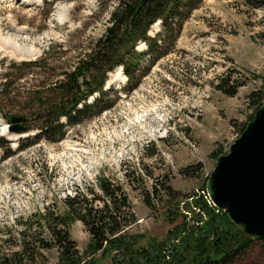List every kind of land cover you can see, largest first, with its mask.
<instances>
[{"label":"rangeland","instance_id":"374dc122","mask_svg":"<svg viewBox=\"0 0 264 264\" xmlns=\"http://www.w3.org/2000/svg\"><path fill=\"white\" fill-rule=\"evenodd\" d=\"M118 3L0 0V33L38 52L19 60L0 48V264H26L25 250L37 252L29 264H56V248L32 244L34 235L47 237L33 215L64 214L62 200L96 187L100 177L124 189L136 220L127 231L139 237L138 246L179 243L187 232L171 234L184 221L181 214L191 221L195 213L181 201L200 190L257 110L249 95L264 92V7L199 0L180 29L150 27L151 47H136L143 55L137 83L115 68L106 95L89 97L93 107L75 124L61 118L60 135L38 137L49 87L91 50ZM222 78L238 86L234 96L218 89L226 88ZM14 116L26 117L32 129L4 132ZM68 233L85 254L90 237L82 223H70ZM251 257L264 264V243ZM98 261L109 264L107 256Z\"/></svg>","mask_w":264,"mask_h":264},{"label":"trees","instance_id":"16d2710c","mask_svg":"<svg viewBox=\"0 0 264 264\" xmlns=\"http://www.w3.org/2000/svg\"><path fill=\"white\" fill-rule=\"evenodd\" d=\"M243 2L253 9L264 7V0ZM198 4L199 0H119L111 13L109 25L91 50L70 72L63 73L61 79L49 87L52 97L48 99L46 112L38 120L41 121L36 126L38 137L49 139L56 133L60 135L64 127L59 123L61 118L67 124H75L83 113L93 107L86 104L89 97L106 95V78L115 68L121 67L128 81L137 83L143 55L136 47L139 43L151 47L149 43L152 40L148 37L150 27L161 22L166 29H180ZM260 39L264 44V33ZM220 83L225 85V79L222 78ZM225 86H218L223 94L229 97L236 94L238 86ZM249 98L251 102L258 103V109L264 101V92L251 93ZM96 101L98 98L94 103ZM31 129L26 120L21 133ZM205 184L181 201L186 212L191 210L195 213L191 221L181 214L184 221L174 228L171 235L177 237L180 230V235L184 231L187 233L177 244L163 240L151 242L146 247L138 246L139 237L127 231L136 220L124 189L103 177L97 178L95 184L99 195L96 187L88 186L84 192L77 190L73 196H66L62 200L64 214L46 210L33 215L43 233L47 231V237L34 235L32 244L43 250L56 248V264H98V259L106 256L109 264H255L252 251L264 241L255 242L248 238L224 214L209 206L205 199ZM145 203L149 206L148 199ZM73 221H80L89 234L85 254L79 253L69 236V224ZM191 223L194 228L188 229ZM31 251L25 250L26 264H29L27 260L32 262L36 258L37 252L32 254ZM97 255L98 258H95ZM9 261L7 264H12L13 260ZM19 264L23 262L19 261Z\"/></svg>","mask_w":264,"mask_h":264},{"label":"water","instance_id":"95a60500","mask_svg":"<svg viewBox=\"0 0 264 264\" xmlns=\"http://www.w3.org/2000/svg\"><path fill=\"white\" fill-rule=\"evenodd\" d=\"M26 118L14 116L8 132L23 130ZM213 206L244 235L264 241V102L229 152L218 158L205 184Z\"/></svg>","mask_w":264,"mask_h":264},{"label":"bare ground","instance_id":"6f19581e","mask_svg":"<svg viewBox=\"0 0 264 264\" xmlns=\"http://www.w3.org/2000/svg\"><path fill=\"white\" fill-rule=\"evenodd\" d=\"M34 1V0H31ZM29 3V2H28ZM5 36L2 35V33H0V48L8 51L11 53V55L15 58V59H19V60H30L34 57L37 56L38 52L34 51V49L32 48H22L18 46V44L15 42L17 40V38L15 37L12 38V41H8L6 38H4ZM4 132H6V128L3 129ZM7 133V132H6Z\"/></svg>","mask_w":264,"mask_h":264},{"label":"built area","instance_id":"2783aa9c","mask_svg":"<svg viewBox=\"0 0 264 264\" xmlns=\"http://www.w3.org/2000/svg\"><path fill=\"white\" fill-rule=\"evenodd\" d=\"M205 199L207 201L208 204H210V201L208 200V198L205 196Z\"/></svg>","mask_w":264,"mask_h":264}]
</instances>
